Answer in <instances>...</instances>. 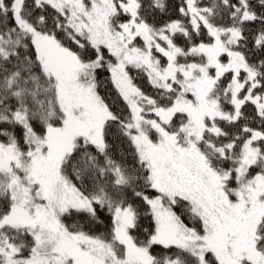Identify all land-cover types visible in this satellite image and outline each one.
I'll return each mask as SVG.
<instances>
[{"label":"snow or ice","instance_id":"obj_1","mask_svg":"<svg viewBox=\"0 0 264 264\" xmlns=\"http://www.w3.org/2000/svg\"><path fill=\"white\" fill-rule=\"evenodd\" d=\"M0 264H264V0H0Z\"/></svg>","mask_w":264,"mask_h":264}]
</instances>
